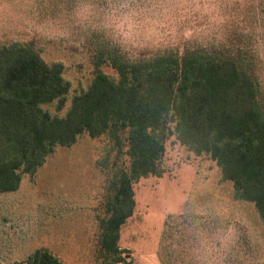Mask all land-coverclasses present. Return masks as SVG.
<instances>
[{
    "label": "rangeland",
    "instance_id": "1",
    "mask_svg": "<svg viewBox=\"0 0 264 264\" xmlns=\"http://www.w3.org/2000/svg\"><path fill=\"white\" fill-rule=\"evenodd\" d=\"M74 1L0 0V60L26 48L68 86L63 102L42 106L52 117H65L93 84L106 57L95 34L143 57L217 46L227 52L242 29L264 102V0ZM108 149L106 138L83 135L56 147L34 175H22L16 191L0 192V264H24L41 249L62 264H264V224L254 204L235 197L215 161L174 136L165 143L163 175L134 184L136 207L120 230L117 262L100 248L112 194Z\"/></svg>",
    "mask_w": 264,
    "mask_h": 264
},
{
    "label": "trees",
    "instance_id": "2",
    "mask_svg": "<svg viewBox=\"0 0 264 264\" xmlns=\"http://www.w3.org/2000/svg\"><path fill=\"white\" fill-rule=\"evenodd\" d=\"M241 33L227 52L217 46L143 57H130L95 34L94 46L106 50V57L63 118L42 109L68 93L59 69L26 48L0 60V192L16 191L22 175H34L56 147H69L83 135L106 138L113 178L100 248L118 262L116 242L136 207L134 184L163 175L165 143L174 136L215 161L235 197L253 203L264 224V102L254 52L241 45ZM24 264L62 262L41 249Z\"/></svg>",
    "mask_w": 264,
    "mask_h": 264
}]
</instances>
